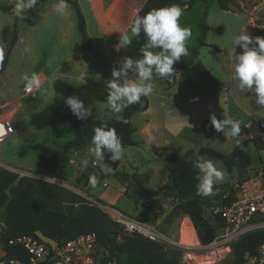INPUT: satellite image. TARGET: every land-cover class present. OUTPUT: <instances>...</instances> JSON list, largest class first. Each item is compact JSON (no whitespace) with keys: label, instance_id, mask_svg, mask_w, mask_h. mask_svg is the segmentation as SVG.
Returning <instances> with one entry per match:
<instances>
[{"label":"rangeland","instance_id":"374dc122","mask_svg":"<svg viewBox=\"0 0 264 264\" xmlns=\"http://www.w3.org/2000/svg\"><path fill=\"white\" fill-rule=\"evenodd\" d=\"M184 1H194L191 8L186 5L187 9L179 21L181 27L191 29V37L186 42L188 51L197 47L198 25L204 13H207L206 23L212 28L207 35V46L199 48L198 58L194 59L172 84L161 80L153 81L154 91L147 96L151 110L146 113L144 111L135 113L131 117L133 139L137 145L124 149L121 164L115 172L119 170L130 175H138L146 180L145 186L157 190L167 184L168 177L164 170L165 155L175 152L185 156L192 150L193 154L189 159L211 160L223 173V180L213 186L225 185L221 190L225 192L218 194L209 203H204L205 219L214 221L211 206L213 203H222L223 194L237 191L235 181H240L242 174L237 171L228 173L219 160L200 155V149L211 148L228 154L236 146L237 140L226 134L227 127L224 131L218 132L211 125L210 116L213 114L221 121L234 119L246 122L255 119L256 124L264 125V108L256 105L255 97L250 91H240L232 79L235 55L242 53L239 47L235 49L232 38L243 32L250 18L256 19V24L262 23L264 14L254 9L262 0H227L229 11L222 10L216 0ZM17 2L18 0H0V6H12V9H15ZM83 5L86 10L87 7ZM44 7V5L34 7L21 17L15 16L12 12L5 14L0 11V65L7 39L15 23L18 24L19 30V39L9 57L7 68L0 73V116L7 110L16 113L13 133L0 143V167L17 173L30 196L53 203H68L75 195L84 199L88 196L99 198L119 187L121 190L116 194L118 201L115 205H108L105 200L100 201V205L113 207L132 219L154 227L161 237L167 257H179L180 263L186 264V249L181 248L180 244H195L197 231L190 218L180 214L178 200L163 196L150 198L146 194L138 193L134 186L122 183L116 174L114 175V171L105 174L99 163L94 166L95 158L88 154L89 149L81 151L79 156L73 155L72 158L77 162L75 166L77 171L82 169V160L88 158L89 164L83 170L89 177L93 175L96 177L95 187L88 184L83 176L78 178L77 174L67 177L58 172L51 176L37 175L35 171L40 154L29 151L27 155L20 156L23 147L28 145L41 143L62 149L73 139V129L67 124H57L42 130L30 125L32 114L42 111L48 105L60 103L62 96L54 90L53 81L74 66L73 63H68L62 68L58 67L64 53L65 41L58 26L55 24L48 26L44 22V15L47 13ZM75 23L77 25L76 18ZM76 25L69 41L73 53L79 52L80 47L84 48ZM243 33L252 37L264 36V32L261 33L257 27L251 26ZM90 34L92 37L91 28ZM93 38L98 48L101 45L99 37L93 34ZM99 56L102 57L100 54ZM93 60L96 62L90 61L91 67L71 69L84 78L83 83L67 82L78 89L80 100L84 103L85 109L91 112V118L101 121L122 120L123 110L120 113H113L106 104L107 84L111 80L110 77L106 78L103 75V71L107 73V68L104 67L106 62L103 59L97 61L96 56H93ZM199 63L218 80L217 84L202 74ZM33 73L38 76L43 73L47 79L40 82V87L36 88L30 98L24 99L25 82L22 77L25 74L31 76ZM171 95L173 97H170ZM195 96L198 100L190 103L189 99ZM159 97H164V100ZM164 102H169L167 114L164 113ZM148 123L149 133L155 137L158 146L156 150L153 149L152 140H148L142 132ZM248 151L252 159L248 175L254 176L264 169V151H257L252 145ZM69 169L73 170L70 167ZM202 175L201 173L200 178ZM103 179L109 183L106 187ZM229 183L233 186L232 190L226 187ZM87 184L88 187L85 188ZM4 230L5 225L0 216V232ZM231 260L230 256L223 264Z\"/></svg>","mask_w":264,"mask_h":264},{"label":"trees","instance_id":"16d2710c","mask_svg":"<svg viewBox=\"0 0 264 264\" xmlns=\"http://www.w3.org/2000/svg\"><path fill=\"white\" fill-rule=\"evenodd\" d=\"M51 0H39L35 6ZM75 11L77 19V29L81 37L82 46L88 50H93V45L88 35L85 17L77 0H67ZM218 6L225 11H229L227 0H216ZM194 1L184 2L183 0H148L140 12L135 16H144L153 9L166 8L171 5H179L182 9L186 5L192 7ZM12 6H0V11L9 14ZM207 13H204L199 22V35L197 37V47L189 50L187 56L174 64L173 77L165 79L169 84L174 80L176 71L185 68L199 56V48L207 46L206 40L208 32L212 28L206 23ZM134 18V20H135ZM134 22V21H133ZM259 37H264L259 35ZM19 39L18 24L15 23L6 43V49L2 56L0 73L7 68L9 57ZM145 43L143 33L139 38L134 37L132 44L127 48H119V56L141 58L140 49ZM199 67L204 76L213 83L218 80L201 64ZM134 75L129 73V76ZM159 78V77H154ZM54 90L62 96L60 103L51 104L42 111L34 113L30 118V125L38 130L48 129L57 124H67L73 129V139L66 143L62 149L49 147L45 144L37 143L23 147L20 156H25L29 151L40 154V159L36 168V174L40 176H51L64 165L69 164L71 155L76 151L89 149L92 145L94 129L102 125L114 128L121 138L123 149L128 146H135L137 143L133 139V128L131 117L148 106L147 97H141L139 103L132 104L123 109L122 120L101 121L90 116L87 119H78L72 114L65 104V100L70 96H77L80 99L78 89L69 82L62 79L53 81ZM253 125L258 124L253 122ZM252 145L257 151H264V142L259 140L244 141L236 145L228 154H223L211 148H201L200 155L219 160L228 173L237 171L242 174V179H248L249 168L252 164L251 155L248 151ZM111 157L107 150L103 152ZM193 151L190 150L185 156L177 153H167L164 157V170L167 173L168 183L157 189V197L174 198L179 202V212L187 216L192 221L199 240L202 244H208L216 237L217 231L221 227V222L210 221L204 217V203L214 200L223 186H213L214 195L202 197L197 194V185L200 182L201 172L193 165L197 160L189 159ZM119 180L127 185H132L143 194L137 184L146 185V180L138 175H130L125 172H113ZM23 181L19 180V175L0 167V216L5 225L4 232H0V243L7 245L10 238L19 235H31L36 238L37 232L55 240L59 245L82 234L95 233L100 244L108 251V256L102 261L115 258L116 264H181L179 257L168 258L164 246L155 241H151L139 234L128 233L119 223L114 222L99 205L94 204L84 198L73 196L70 202L53 203L43 198H33L23 187ZM226 187L233 189L231 183ZM235 193L230 192L229 197L224 200L230 204L235 199ZM97 203L101 204L100 201ZM196 233V232H195ZM264 244V229L246 234L239 241L232 244V260L227 264H245L248 257L257 255L258 249ZM11 256H17L15 248H7Z\"/></svg>","mask_w":264,"mask_h":264},{"label":"clouds","instance_id":"9594fccd","mask_svg":"<svg viewBox=\"0 0 264 264\" xmlns=\"http://www.w3.org/2000/svg\"><path fill=\"white\" fill-rule=\"evenodd\" d=\"M39 0H18L15 11L18 14L34 8ZM55 11L63 16L68 8L67 0H58ZM184 13L179 5L153 9L144 16H137L131 27V35L123 34L119 37L117 49L127 48L132 44V38H139L141 33L145 43L140 49L141 58L123 57L119 69H113L108 84L107 106L113 113H120L132 104L139 103L141 97L150 96L154 91V77L170 79L173 77L174 64L181 57L189 54L187 40L191 37V29L181 27L179 21ZM235 49H242L241 54L235 55L232 79L240 91L248 90L255 97L256 105L264 108V37H252L249 34H236L232 38ZM134 79H127L129 73ZM22 79L25 89L32 90L40 87V80L36 73L31 76L25 74ZM65 104L78 119H87L91 112L85 109L84 103L77 96H70ZM211 125L218 132L228 128L226 133L233 138L241 132V122L234 119L218 120L216 115L210 116ZM92 137V145L88 154L95 158L102 171L107 174L113 168L104 163L103 152L111 153V160H121L124 149L121 138L114 128L107 125L96 127ZM89 164L88 158L82 160V170ZM203 174L197 185V194L202 197L214 195L213 185L223 180V173L217 169L211 160L199 159L194 165ZM92 187L97 185L96 177H89Z\"/></svg>","mask_w":264,"mask_h":264},{"label":"built area","instance_id":"2783aa9c","mask_svg":"<svg viewBox=\"0 0 264 264\" xmlns=\"http://www.w3.org/2000/svg\"><path fill=\"white\" fill-rule=\"evenodd\" d=\"M116 26L115 23H112ZM36 91L24 88L23 98H30ZM16 113L7 110L0 116V143L14 131ZM259 140L264 142V125L250 123L242 128L237 142ZM73 163L71 157L70 162ZM94 166L98 163L94 162ZM104 186L109 183L106 179ZM235 199L230 204L224 200L229 194H223L222 203H213L211 213L214 221L218 218L221 227L216 237L208 244H202L196 234L194 245H182L186 249V264H223L232 257V244L246 234L264 229V169L248 179L235 181ZM99 205L101 209L116 223L124 227L128 233L139 234L151 241L161 242L156 229L144 222L132 219L119 210L100 205L90 198L86 200ZM4 232V231H3ZM2 233V232H1ZM15 248L17 256H11L7 248ZM108 251L100 244L95 233L82 234L62 244L56 242L52 247L31 235H19L8 240L7 245L0 243V264H102ZM107 264H116L115 258ZM245 264H264V244L258 249L257 255L248 257Z\"/></svg>","mask_w":264,"mask_h":264},{"label":"crops","instance_id":"0c3cea01","mask_svg":"<svg viewBox=\"0 0 264 264\" xmlns=\"http://www.w3.org/2000/svg\"><path fill=\"white\" fill-rule=\"evenodd\" d=\"M77 1L85 17L87 31H88L89 37L93 45L92 51H88V50L84 51L85 49L84 48L82 49L80 47L79 52L73 53L71 47H69V41L72 38V35H73L72 32L76 25L75 23L76 14L71 5L68 4V8L65 14L61 16L55 11V7H54L56 3L58 2V0H51V1H47L41 4V5H44L45 6L44 8L47 10L46 15H44V22H46L48 26L49 25L51 26L52 24H55L56 26H58L60 29V32L62 33L63 41H65L64 42L65 43L64 53L61 56L62 60L59 62L58 67L62 68L68 63H73L74 66L71 69L81 70L82 68H88V67H91V64H89L90 61H92L93 63L96 62L93 60V56H96L97 61H100V59H103V61L106 62L104 67L107 68V73L103 71V75L106 78L110 77L111 79H113L112 71L114 68L117 70L119 69L120 62L122 60L119 56V49H117V45L119 43V37L123 34L131 35L130 30H131L134 18L140 12V10L144 7V5L147 3L148 0H77ZM49 3L50 5H48ZM83 4H85V6L87 7L86 10ZM185 9H187L186 6L184 7V10ZM254 9L256 12L264 14V0H262L259 5L255 6ZM73 11H74V15H73ZM112 23H115L116 26H113ZM250 26L257 27L259 32L263 33L264 32V19L262 23L256 24V19L250 18L247 24L245 25L243 32L246 31ZM90 28L92 29V37L90 34ZM93 34H96L99 37V44L101 42V45L98 46V48H97V45H95L94 43ZM99 54L102 57H100ZM89 58H91V60ZM192 62H190L189 65H191ZM188 66L177 70L174 80L171 81L169 85L172 84L174 81H176L180 73H182V71L187 69ZM71 69L69 71L71 73H69L68 71H65L60 76L59 79H62L65 81H76V82L80 81L83 83L84 78L80 76L78 73L76 74ZM108 71H111V72L109 73ZM38 77H39L40 82L47 79V76L43 73L40 74ZM134 78H135L134 75L132 76L128 75L127 77V79H134ZM154 80H161L165 82V78H154ZM169 92H170V89L167 90V94ZM170 97H173V96L171 95ZM159 98L164 100V97H159ZM195 100H198V97L195 96L193 98H190L189 102L192 103ZM168 106H169V102H166L165 107H164L165 114H167ZM150 110H151V106L149 107V101H148L147 108L139 112L144 111L146 113V112H149ZM152 121H153V118H152ZM254 121L256 120L249 119L246 122H241V130L242 128L246 127L250 123H253ZM149 129L150 128H149V123H148L145 126V128L142 129V132L148 138V140H152L153 149L156 150L158 146H157V143L155 142V137L149 133ZM235 139L237 140L238 137H235ZM236 145H238V142H236ZM79 154H81V151L73 152L71 157L73 155L79 156ZM72 159H73V163H69L67 165L61 166L57 170V172L61 173V175L65 177L69 175H76V174L78 175V178L83 176L85 181H88V184H89V175L85 172V170H82V169H80L79 171L75 170L76 169L75 166H77V162L74 158ZM69 167L73 168L75 172L73 170H70ZM166 182L167 183L169 182L168 178L166 179ZM88 184L85 186V188L88 187ZM120 190L121 189L118 187L117 190H114L113 192H109L107 194H103L99 198H95L92 196L90 197L92 199H97L98 201L105 200L107 201L108 205H115L118 201V196L116 194L120 192ZM90 197L88 196V198Z\"/></svg>","mask_w":264,"mask_h":264},{"label":"water","instance_id":"95a60500","mask_svg":"<svg viewBox=\"0 0 264 264\" xmlns=\"http://www.w3.org/2000/svg\"><path fill=\"white\" fill-rule=\"evenodd\" d=\"M29 10H30V9H29ZM29 10H26L25 12H23V13H21V14H18V13L15 11V9H12L11 12H12L15 16H17V17H21L22 15H24V14H25L27 11H29ZM103 157H104V163H105L106 165L112 167L114 172L118 169V167H119L120 164H121V160L112 161V160H111V157L108 156L107 154H104V153H103ZM137 187H138V189L140 190L141 193L146 194L148 197H150V198H156V197H157V190H156V189H152V188L147 187V186L142 185V184H137ZM36 235H37V237H38L41 241L47 243L48 245H50V246H52V247L55 246V244H56V241H55V240H53V239H51V238H48V237L44 236L41 232H37Z\"/></svg>","mask_w":264,"mask_h":264},{"label":"bare ground","instance_id":"6f19581e","mask_svg":"<svg viewBox=\"0 0 264 264\" xmlns=\"http://www.w3.org/2000/svg\"><path fill=\"white\" fill-rule=\"evenodd\" d=\"M185 245H189V243L188 244H185ZM191 245H194V244H191Z\"/></svg>","mask_w":264,"mask_h":264}]
</instances>
